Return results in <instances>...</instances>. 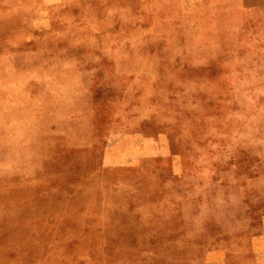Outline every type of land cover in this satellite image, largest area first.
<instances>
[{"label":"rangeland","instance_id":"obj_1","mask_svg":"<svg viewBox=\"0 0 264 264\" xmlns=\"http://www.w3.org/2000/svg\"><path fill=\"white\" fill-rule=\"evenodd\" d=\"M214 250L264 264V0H0V264Z\"/></svg>","mask_w":264,"mask_h":264},{"label":"crops","instance_id":"obj_2","mask_svg":"<svg viewBox=\"0 0 264 264\" xmlns=\"http://www.w3.org/2000/svg\"><path fill=\"white\" fill-rule=\"evenodd\" d=\"M172 172L179 178L180 173L184 170V163L181 161L172 165ZM206 264H225L226 253L222 250L210 251L205 256Z\"/></svg>","mask_w":264,"mask_h":264}]
</instances>
